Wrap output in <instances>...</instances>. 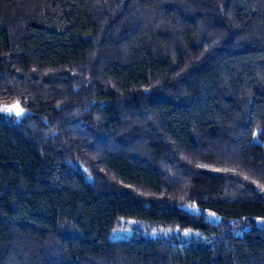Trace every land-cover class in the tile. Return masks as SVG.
Instances as JSON below:
<instances>
[{
  "label": "trees",
  "instance_id": "obj_1",
  "mask_svg": "<svg viewBox=\"0 0 264 264\" xmlns=\"http://www.w3.org/2000/svg\"><path fill=\"white\" fill-rule=\"evenodd\" d=\"M14 102L0 264H264V0H0Z\"/></svg>",
  "mask_w": 264,
  "mask_h": 264
},
{
  "label": "rangeland",
  "instance_id": "obj_2",
  "mask_svg": "<svg viewBox=\"0 0 264 264\" xmlns=\"http://www.w3.org/2000/svg\"><path fill=\"white\" fill-rule=\"evenodd\" d=\"M18 105V108H16L15 106ZM4 108H12V111H2L0 110V118H7V117H13L15 120L19 119L24 113H25V109L17 102L11 103V104H7V105H0V109H4ZM22 109V111H20ZM19 111V114H17V112ZM186 209L191 210L193 212H196L197 209L194 206H187ZM206 217L208 220L216 222L218 221V217L212 213H207ZM255 225L256 226H264V218H258L255 220ZM247 228V227H246ZM126 231H119V233H114L112 234L113 238H117L118 235H122L125 234Z\"/></svg>",
  "mask_w": 264,
  "mask_h": 264
},
{
  "label": "snow or ice",
  "instance_id": "obj_3",
  "mask_svg": "<svg viewBox=\"0 0 264 264\" xmlns=\"http://www.w3.org/2000/svg\"><path fill=\"white\" fill-rule=\"evenodd\" d=\"M15 107L18 108V105L15 106ZM0 110H2V111H12L13 109L12 108H4V109H0ZM20 111H22V109ZM17 114H19V111L17 112Z\"/></svg>",
  "mask_w": 264,
  "mask_h": 264
}]
</instances>
